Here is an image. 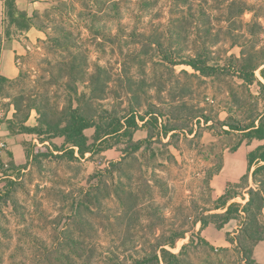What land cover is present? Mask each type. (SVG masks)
Masks as SVG:
<instances>
[{
    "label": "rangeland",
    "instance_id": "1",
    "mask_svg": "<svg viewBox=\"0 0 264 264\" xmlns=\"http://www.w3.org/2000/svg\"><path fill=\"white\" fill-rule=\"evenodd\" d=\"M6 1L0 53L14 48V56L0 65L8 80L0 83V139L7 145L0 153V264H165L157 247L175 234L184 236L164 246L176 256L170 264H245L228 242L239 221L222 229L215 226L221 219L210 218L204 229L199 221L223 213L217 199L244 176L255 188L247 154L263 142L224 125L250 116L257 88L248 92L229 73L202 77L179 63L200 54L223 67L239 57L240 45L264 50V0H14L28 30L9 22ZM72 65L85 74L86 84H74L78 95L88 93L96 66L104 69L105 97L93 103L98 114L119 118L133 108L147 121L154 113L158 125L138 122L133 134L142 141L152 133L148 150L125 156L126 140L93 145L90 128V153L75 149L71 158L42 145L45 136L7 131L14 99L23 110L34 101L49 113L62 110L70 98L76 107L65 82ZM37 118L31 111L26 125L36 126ZM164 126L177 130L164 138ZM48 142L64 144L59 137ZM234 189L239 197L229 204L244 205L247 191ZM252 258L264 264V241Z\"/></svg>",
    "mask_w": 264,
    "mask_h": 264
},
{
    "label": "trees",
    "instance_id": "2",
    "mask_svg": "<svg viewBox=\"0 0 264 264\" xmlns=\"http://www.w3.org/2000/svg\"><path fill=\"white\" fill-rule=\"evenodd\" d=\"M233 7H236L235 2L229 4L228 9L230 10ZM245 7L246 5L242 4L239 15L245 12ZM5 10L9 22L15 25L19 30H28L31 27L26 15L15 9L14 0L6 1ZM253 26L258 27V33L262 31V26L257 24ZM258 33L255 31L250 32L252 36ZM241 37L245 38L243 35H241ZM232 45L239 47L237 41L235 45ZM239 48V57L229 56L223 67L207 65V60L203 59L200 54H196L193 57H185L182 63L179 64L189 67L202 77H212L215 76L217 72L224 75L229 73L241 82L240 86L247 88L248 92L251 86L257 88V96L255 97L256 103L254 109L250 111V116L247 119L239 120L235 123L227 122L224 125L227 126L231 132L241 133L242 138L247 141L257 140L263 142L247 154L248 171H252L251 179L255 188H249L247 183L248 176H244L240 184L235 185L234 188H243V190L247 191V202L244 205L238 203L229 204L230 201L239 197V195L234 192V188L228 189L217 199L218 204L216 209L224 210V212L208 216L206 219L203 218L199 221L202 229L211 224V222H209L210 218L221 219V222L215 225L218 229H222L224 225L232 220L239 221V231L236 237L234 239H229L228 242L231 245H235L236 250L243 256L245 264H257L252 258L253 248L257 243L264 241V50H257L256 48L249 49L244 45H240ZM95 70L96 72L90 74L88 77V93L78 95V91L74 84H86L85 74L81 71V73H79L78 67L73 65L71 67L69 66V75L65 82L66 84L68 80L71 82L67 88H69L71 96L75 98L74 100L77 103L76 107L73 106V100L70 98L68 100V105L62 110L51 109L49 113L46 107L42 108L37 105L35 101L26 105L25 110H23L22 101L20 99H14L13 106L15 108V115L13 119L8 120L7 131L11 134L22 133L35 135L37 137L45 136L46 139L40 141L42 145L48 143L53 151L62 152V154L65 155L68 154L71 158H73L75 149L81 157L86 153H90L88 139L85 136V131L90 128L94 129L92 138L93 145L99 143L110 147V141L112 140H116L118 143L126 140L127 147L122 151L125 156L128 152L135 155L142 150H148L154 138L152 133L149 132L147 138L142 141H134L133 134L139 129L138 122L143 123L145 127H148L150 124L157 126L158 118L154 116V113H149V115H147L149 119L146 121V117L139 115L133 108L119 118L114 114H108L107 110L102 109L103 111L100 114H98L97 111H93V103L98 102L99 104L104 99L107 88V81L103 79V74H105L104 69L97 65ZM257 73L258 76L256 75ZM5 82H8V80L0 77V83ZM242 108L244 107L242 106ZM31 111H35L38 116L37 125L34 127L26 125ZM232 112V109H229V113H231L229 118H232ZM20 115L21 117L19 118ZM235 117H237V115H235ZM204 121L206 124L209 122L208 119ZM176 130L177 129L164 126L158 134L166 138L171 132ZM173 135L174 134H172L171 137ZM51 137L63 138V146L58 148L51 145L48 142ZM44 156L50 157L52 153L48 152V154ZM253 167L254 169L252 170ZM244 183H246V187H243ZM128 194L129 196H133L131 192ZM89 196L90 195H87L85 198ZM87 202L88 200L85 201V204H87ZM89 202L91 203V200ZM183 236L184 234H175L169 239H166V241L158 244L157 248L165 264H170V261L175 260L176 256L164 249V246L173 247L175 242L182 239ZM154 258L156 262H158L156 252H154ZM137 264H148V261L147 259H143L138 261Z\"/></svg>",
    "mask_w": 264,
    "mask_h": 264
},
{
    "label": "crops",
    "instance_id": "3",
    "mask_svg": "<svg viewBox=\"0 0 264 264\" xmlns=\"http://www.w3.org/2000/svg\"><path fill=\"white\" fill-rule=\"evenodd\" d=\"M14 56V48L7 49L6 51L3 49V52L0 53V65L3 66V61L8 65V61ZM6 59V60H5Z\"/></svg>",
    "mask_w": 264,
    "mask_h": 264
},
{
    "label": "built area",
    "instance_id": "4",
    "mask_svg": "<svg viewBox=\"0 0 264 264\" xmlns=\"http://www.w3.org/2000/svg\"><path fill=\"white\" fill-rule=\"evenodd\" d=\"M0 115H1V112H0ZM6 148H7L6 143L3 142V141L0 139V153L3 152Z\"/></svg>",
    "mask_w": 264,
    "mask_h": 264
}]
</instances>
